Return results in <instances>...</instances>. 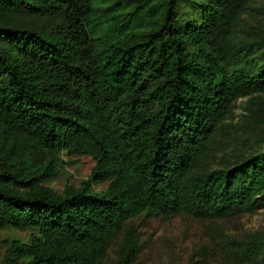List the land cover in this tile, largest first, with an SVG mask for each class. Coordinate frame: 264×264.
<instances>
[{"label":"trees","instance_id":"trees-1","mask_svg":"<svg viewBox=\"0 0 264 264\" xmlns=\"http://www.w3.org/2000/svg\"><path fill=\"white\" fill-rule=\"evenodd\" d=\"M185 1L165 0L137 33L97 0H0V229L30 233L2 264H100L147 212L214 220L264 209V153L193 175L219 120L264 95L262 55L239 47L231 63L237 23L260 0H190V18ZM64 154L97 164L80 188L58 192L46 185ZM99 183H109L101 195ZM139 251L130 231L118 264ZM233 255L264 264V239Z\"/></svg>","mask_w":264,"mask_h":264},{"label":"rangeland","instance_id":"rangeland-1","mask_svg":"<svg viewBox=\"0 0 264 264\" xmlns=\"http://www.w3.org/2000/svg\"><path fill=\"white\" fill-rule=\"evenodd\" d=\"M165 0H97L101 9L113 7L112 19L119 30L128 22L137 33L147 31L161 14ZM185 1V0H184ZM190 0L180 7L182 16L194 15ZM111 19V18H110ZM101 31L104 19L96 21ZM128 26V27H130ZM239 47L246 55L261 56L264 62V0L257 1L237 23L233 41V60ZM30 149V147H27ZM28 151V150H27ZM264 153V95L246 97L237 101L230 112L217 123L210 152L195 167L193 175L216 170H231L250 158ZM59 178L47 187L62 192L67 186L80 188L88 181L97 162L90 157H67ZM109 183L92 185L94 194H103ZM130 231L135 233L139 254L135 264H237L233 253L264 239V209L255 213L239 214L229 219L197 220L186 215L164 217L154 212L143 213L127 221L116 235L106 258L100 264H118ZM30 233L14 228L0 229V264L13 243H29Z\"/></svg>","mask_w":264,"mask_h":264}]
</instances>
